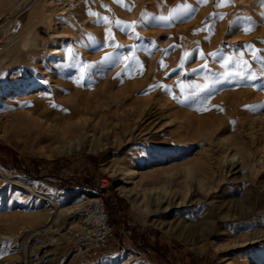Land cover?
Returning a JSON list of instances; mask_svg holds the SVG:
<instances>
[{"label": "rangeland", "instance_id": "1", "mask_svg": "<svg viewBox=\"0 0 264 264\" xmlns=\"http://www.w3.org/2000/svg\"><path fill=\"white\" fill-rule=\"evenodd\" d=\"M100 178L123 251L64 264H152L133 226L264 264V0H0V264H58Z\"/></svg>", "mask_w": 264, "mask_h": 264}, {"label": "built area", "instance_id": "2", "mask_svg": "<svg viewBox=\"0 0 264 264\" xmlns=\"http://www.w3.org/2000/svg\"><path fill=\"white\" fill-rule=\"evenodd\" d=\"M107 190L105 179L97 180L92 195L85 197L72 210V227L61 243L63 250L58 264L74 259L85 263L96 254L115 256L123 251L118 244L111 245L113 228L108 222L102 197Z\"/></svg>", "mask_w": 264, "mask_h": 264}, {"label": "trees", "instance_id": "3", "mask_svg": "<svg viewBox=\"0 0 264 264\" xmlns=\"http://www.w3.org/2000/svg\"><path fill=\"white\" fill-rule=\"evenodd\" d=\"M6 167H11L14 168L19 174L28 177V178H38L37 175L35 174V171L25 169V168H20L18 164L15 162V160L11 159L9 163H2ZM51 185L56 186L59 189H71L75 188L77 190L83 191L84 188L88 185L87 180H82V181H76L72 182V179H66V181L59 180L52 182ZM109 222V220H108ZM110 224V222H109ZM135 227L133 226L130 228V239L133 243V245L129 248L130 251H138L141 254L149 257L151 259L152 264H194L196 261L198 264L200 263L201 260L196 259V257L190 255V254H185L184 256L180 253L181 251L179 249L177 250V255H179L178 260L176 258H171L169 255V252L171 250L170 247H168L163 241L159 240V235L153 231L151 232L148 230L146 233H141L139 235L135 234ZM149 233H151V238L154 239H149ZM156 236V237H155ZM173 256V255H172ZM184 258H189L188 262L184 261ZM173 259V260H172ZM192 260V262L190 261ZM196 263V264H197Z\"/></svg>", "mask_w": 264, "mask_h": 264}, {"label": "bare ground", "instance_id": "4", "mask_svg": "<svg viewBox=\"0 0 264 264\" xmlns=\"http://www.w3.org/2000/svg\"><path fill=\"white\" fill-rule=\"evenodd\" d=\"M52 50H53V52H52L51 54H53V55L59 53L58 51H56V49H52ZM230 167H231V166H230ZM21 188H22L23 190L29 192V193H33L32 190H31V188H28V187H25V186H21ZM44 201H45V202H48L49 204H52V202H51L50 200L46 199V198L44 199Z\"/></svg>", "mask_w": 264, "mask_h": 264}, {"label": "crops", "instance_id": "5", "mask_svg": "<svg viewBox=\"0 0 264 264\" xmlns=\"http://www.w3.org/2000/svg\"><path fill=\"white\" fill-rule=\"evenodd\" d=\"M135 221H133V223H134Z\"/></svg>", "mask_w": 264, "mask_h": 264}]
</instances>
